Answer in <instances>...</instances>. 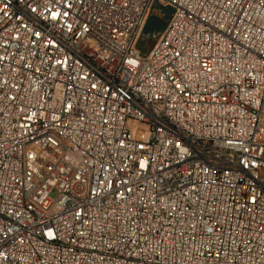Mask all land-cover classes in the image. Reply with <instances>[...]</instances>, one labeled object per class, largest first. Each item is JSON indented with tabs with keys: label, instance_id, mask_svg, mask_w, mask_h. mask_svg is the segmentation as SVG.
<instances>
[{
	"label": "built area",
	"instance_id": "1",
	"mask_svg": "<svg viewBox=\"0 0 264 264\" xmlns=\"http://www.w3.org/2000/svg\"><path fill=\"white\" fill-rule=\"evenodd\" d=\"M0 264H264V0H0Z\"/></svg>",
	"mask_w": 264,
	"mask_h": 264
},
{
	"label": "water",
	"instance_id": "2",
	"mask_svg": "<svg viewBox=\"0 0 264 264\" xmlns=\"http://www.w3.org/2000/svg\"><path fill=\"white\" fill-rule=\"evenodd\" d=\"M157 7L158 13H151L146 21L143 29L144 37H157L165 29L174 10L171 6L158 5Z\"/></svg>",
	"mask_w": 264,
	"mask_h": 264
},
{
	"label": "rangeland",
	"instance_id": "3",
	"mask_svg": "<svg viewBox=\"0 0 264 264\" xmlns=\"http://www.w3.org/2000/svg\"><path fill=\"white\" fill-rule=\"evenodd\" d=\"M156 37H143L142 41L140 43L139 49H140V54L143 57H146L147 54L149 53V51L151 50L153 44H154V40ZM52 195H55V191H53Z\"/></svg>",
	"mask_w": 264,
	"mask_h": 264
}]
</instances>
